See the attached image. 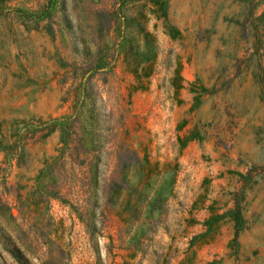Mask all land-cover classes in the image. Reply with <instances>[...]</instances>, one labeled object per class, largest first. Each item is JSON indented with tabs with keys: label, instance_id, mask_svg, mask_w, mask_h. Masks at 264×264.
<instances>
[{
	"label": "rangeland",
	"instance_id": "rangeland-1",
	"mask_svg": "<svg viewBox=\"0 0 264 264\" xmlns=\"http://www.w3.org/2000/svg\"><path fill=\"white\" fill-rule=\"evenodd\" d=\"M148 5L0 1V264H264V0Z\"/></svg>",
	"mask_w": 264,
	"mask_h": 264
},
{
	"label": "trees",
	"instance_id": "trees-1",
	"mask_svg": "<svg viewBox=\"0 0 264 264\" xmlns=\"http://www.w3.org/2000/svg\"><path fill=\"white\" fill-rule=\"evenodd\" d=\"M147 2L149 3V5L147 6L148 11L152 13L155 18L162 19V24L165 28V32H167L171 36H174L176 33H179V30L177 28L167 23L166 0H147ZM114 15V9L110 11H106L105 9L96 10L94 22V29L96 30V33L101 34L102 31H107L112 26V23L116 22ZM82 75L83 71L79 74V76ZM82 93V95H84L85 91H83ZM51 128L52 127L50 126L46 132H48Z\"/></svg>",
	"mask_w": 264,
	"mask_h": 264
}]
</instances>
